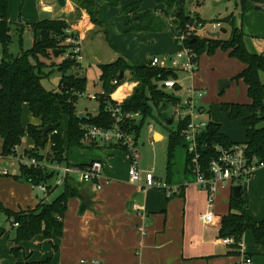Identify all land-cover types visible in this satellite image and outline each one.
Here are the masks:
<instances>
[{
    "label": "trees",
    "instance_id": "1",
    "mask_svg": "<svg viewBox=\"0 0 264 264\" xmlns=\"http://www.w3.org/2000/svg\"><path fill=\"white\" fill-rule=\"evenodd\" d=\"M126 0H104L110 8L119 7ZM161 10L141 12L139 6L123 7L122 13L127 16L126 24L136 23L132 29L135 32L161 33L166 29V22L162 16L169 17L174 14L179 32H185L188 27L196 28L198 25L208 24L198 13L186 12L185 0L177 5V0H153ZM237 1V0H236ZM241 5L242 15L255 9L260 0H238ZM237 1V2H238ZM78 12L85 11L95 25H104L98 19L99 9L94 0H72ZM9 0H0V46L2 56L0 59V139L2 151L6 155L16 154V148L23 144L27 134L34 143V149L27 151V156L35 157L40 162L58 163L67 165L69 162V149H95L96 141H86L85 134L90 127H99L110 130L119 126L126 133L133 135L136 145L141 136V131L146 121L152 117L154 108L165 109L168 106L177 108L182 104V98L177 95L181 87L176 85L171 91L162 89L159 82L177 80L178 72L171 69L153 67L151 63L144 66H136L127 60L120 58L110 64L100 65V83L105 96H100L98 101L100 108L94 117L92 114H84L79 117L76 109L79 96L86 92L87 78L75 74V70L81 68V63L70 56L57 63L62 55H66L71 48L67 40L76 37L69 33L70 26L64 20L45 19L31 24L33 45L28 50H21V54L15 56L10 48L13 43V25L9 22ZM215 23H225L231 27V35L228 39H215L193 35L184 41V46L191 49L198 67L200 57L207 53L212 56L218 49L229 53V57L237 59L246 65L235 80H243L248 86V96L251 103L247 105L225 103L222 104L224 112L229 113L232 119H242L246 128V142L248 154L264 161V53H251L245 43L243 27L238 25L233 15ZM20 34L24 32L23 26H15ZM22 42V39H20ZM63 50L64 53L55 56V52ZM45 60H48L44 62ZM57 68L62 77L56 91H48L44 88L42 80L47 75L42 71L43 67ZM197 71V69H196ZM124 73L121 79V73ZM130 79L138 83L133 92L118 100L112 99V94ZM117 81L115 84L114 82ZM118 93H116L117 95ZM119 96V95H117ZM27 105L31 115L40 120L39 125H29L25 129L22 125L23 107ZM120 108L122 118L116 122L110 112V108ZM246 108L248 116H244L242 110ZM139 114L138 118H126V115ZM67 115L69 127L66 133L62 130V119ZM174 123L175 118L166 121ZM52 125L53 129L42 139L39 129ZM187 127L185 119L177 122L176 131L171 133L169 141V162L167 173L171 174L175 158L176 146L182 137V132ZM199 163L203 171H207L210 162L217 156L215 148L218 145L230 148L234 144L223 132L221 125L209 122L207 129L199 137ZM50 144L46 154L47 144ZM104 144V143H103ZM105 145V144H104ZM125 152L120 145L108 144ZM186 147V144L184 145ZM187 149V148H186ZM84 166V165H80ZM17 181H23L34 187L47 185L49 193L61 188V193L50 203L41 201L35 210L30 212L14 213L6 209L0 202V213L12 219V224H18L16 228L15 242L30 241L38 235L51 239L52 235L62 236L63 220L67 210L68 200L72 197H81V183L75 184L72 179H66L62 186L51 185L52 180H57V172H53L44 166L31 167L21 166ZM186 170L194 174L191 168V159L186 150ZM242 186V185H241ZM242 197L230 199L229 213L223 216L218 226L220 238H233L231 255L239 256L242 251L244 235L252 231L255 241L264 245V220L256 221L249 213L248 198H244L243 186ZM174 195V194H173ZM172 195V196H173ZM82 211L88 204L82 199ZM249 255V254H247ZM251 256V255H249Z\"/></svg>",
    "mask_w": 264,
    "mask_h": 264
},
{
    "label": "crops",
    "instance_id": "2",
    "mask_svg": "<svg viewBox=\"0 0 264 264\" xmlns=\"http://www.w3.org/2000/svg\"><path fill=\"white\" fill-rule=\"evenodd\" d=\"M95 2L99 4L98 9H102L106 15L105 8L108 6L104 0ZM263 4L264 2L260 0L259 9L255 8L248 12L249 16H254L257 11H263ZM18 7H20L19 10ZM17 10L22 16V20L18 24L13 23L16 22ZM171 16L169 19L166 18L170 24L174 23L175 19L173 13ZM200 16L203 19L201 14ZM226 16L228 15H223V17ZM122 17L126 28L119 25L117 30L112 33L109 28L106 29L107 24L95 25L85 11L78 12L72 0H9L8 19L12 25L25 26L24 30L32 33L31 24L45 19L64 20L70 26L69 32H77L80 36L82 55L85 43L89 42L91 46H99L100 43H103L104 34L107 35V33H110L112 42H114L112 48L117 50L110 63L120 59L121 51H123L127 57L124 56L132 61L133 65L144 66L147 64L145 62V53L147 52L144 50L147 47L143 44H147V42H149L148 47H161L160 50L170 52L168 58L178 50L177 36L172 37L175 40L173 45L172 40L171 42L164 41L165 37L161 34L136 33L132 30L136 27V23L128 25L126 24L127 16L122 15ZM219 25L220 28L228 30L225 37L221 36V38L227 39L230 36L231 27L225 23H219ZM127 28L130 31H125ZM175 28L177 34H180L176 24ZM254 34L255 46L260 48L259 53H264V29L260 28L254 31ZM218 53L219 51L215 55ZM221 55L227 59L225 64L233 71L219 73V81L216 82L213 91L210 87L213 85L212 80L204 82L203 76L196 75V73L191 75L192 78L195 77L196 83L201 87H209V92L202 101L205 112H208L206 106L212 102L211 98L223 94L227 101H221L222 104L247 105L251 103L248 86L242 79H233L246 69V65L229 57L228 53ZM215 57L210 58L203 54L200 57L198 68L205 59L210 65L216 60ZM92 58L97 60L99 65L110 64L100 61L99 55ZM83 61L88 62L86 54ZM150 61L151 59H148V63ZM80 67L79 70L84 71L82 63ZM80 76L85 77L84 73ZM189 80L191 81V79ZM221 80L229 82V86L219 93ZM179 82L180 92H184L183 79ZM129 87L130 85L127 83L122 85L117 92L112 94V98L116 100L118 97L116 93H120L119 99L129 96L132 93V89ZM244 92L248 98L243 100L242 93ZM239 96L241 99H238ZM32 119L34 125L40 124L39 119L33 116ZM201 119L212 122L210 115L206 113L201 116ZM149 134L152 139L151 145L165 140L164 134L151 125ZM0 145L2 146L1 139ZM32 149H34V143L30 139L24 150ZM94 160H101L104 163V172L98 182L101 187L97 188L95 183H81V193L84 192L90 200L89 203L86 202L88 207L81 212L82 196L72 197L68 200L62 236L53 234L51 239H46L43 235H38L30 241L17 243L15 242L16 232L12 236L0 227V264H238L243 254L251 255L255 264H264V245L256 243L252 231L249 230L245 233L239 256L231 255V246L219 236L218 223L223 216L229 213L232 197L230 187L218 189L213 205L214 222L204 224L202 216L209 211V195L196 184L195 175L187 172L186 166L184 178H175L173 169L171 174L166 172L164 176L155 174L157 179L168 183L173 189L174 195L169 196V192L159 188L143 190L144 180L140 184L131 182L130 160L118 148L98 143V147L92 150L69 149V165H87ZM117 161L128 164L126 173L117 170V166L114 165ZM139 167L143 172L149 171L142 169L141 163ZM3 179H0V184ZM23 185L11 183L7 189L0 188V202L6 209L13 208L14 213L30 212L35 210L41 201L50 203L54 199L53 193L56 190L49 194L42 191L44 195L42 197L37 195L36 199L32 191L35 187L28 183ZM24 190L25 199L22 197ZM7 192L12 200L7 197ZM61 192L60 188L57 194L60 195ZM243 192L244 198H248L249 201L251 217L256 221L264 220V167L245 181ZM134 205L137 206L136 210Z\"/></svg>",
    "mask_w": 264,
    "mask_h": 264
},
{
    "label": "rangeland",
    "instance_id": "3",
    "mask_svg": "<svg viewBox=\"0 0 264 264\" xmlns=\"http://www.w3.org/2000/svg\"><path fill=\"white\" fill-rule=\"evenodd\" d=\"M96 1V0H94ZM238 1V0H237ZM236 0H185V4H186V9H188L191 14L194 13H198L201 14L203 17V20H205L208 25L210 24H215V22L221 21L224 18L234 15L235 19H236V23H238V25L242 26L244 29V33H245V43L246 46L248 48V50L251 53H259L260 48L255 46V42H254V31L258 30V29H264V6L262 8L263 11H257L255 13L254 16H249V13H246L245 15H242V10H241V5L239 3V1L237 2ZM264 2V0H262ZM97 3V2H96ZM237 4V5H236ZM181 5V0H177V5L175 7V9ZM264 5V4H263ZM97 6H99V4L97 3ZM127 6H139V10L141 12H148V11H156V10H161L162 8L157 7V5L154 3L153 0H126L123 4H121L119 7L116 8H109L106 7L105 11H106V15L104 14V11L102 9H99V13H98V19L103 22V24H107L106 25V29L109 28V31H111L112 33H114L117 30V26L121 25L122 27L124 26V20H122V15H124L122 13V9L123 7H127ZM258 7V6H256ZM255 7V8H256ZM20 7H18L19 10ZM100 8V7H99ZM15 15V20L16 23L18 24L19 21L22 20V16L21 13L18 12ZM223 15H228L226 17H223ZM172 16L170 15L169 17H165L162 16L163 20L166 22V29L161 32V33H155V34H161L165 37L164 41H170L172 40L173 45L175 44V40L172 39V37L175 36H179V34H177L176 28H175V24L172 22V24H170L169 22H167L166 18H171ZM223 17V18H222ZM219 24V23H217ZM201 25V24H200ZM198 25L195 28L194 32H202V30L205 28L206 25ZM17 25H13V43L11 45L10 51L13 55L18 56L21 54V50H28L32 47V38H33V34L28 31V30H24V32L22 34H20V30L16 31V27ZM130 31L128 28L125 31ZM207 30H209L208 28L204 29V32H206ZM120 31H124V30H120ZM193 32V33H194ZM137 33V32H136ZM151 33V32H149ZM76 34V33H75ZM153 34V35H155ZM78 37L79 35L76 34ZM96 35V34H95ZM230 35H231V30H230ZM204 36V35H203ZM226 35H224L225 37ZM104 39L102 40L103 43H100L99 46H91L89 42L85 43L83 45L84 51H83V55L85 57H87V63L85 61L81 62L83 65V69L84 71H81L79 69L75 70V74H83L84 76L87 78V86H86V92L83 96H79V100L78 103L76 104V109L78 114H88V113H92V116H96L98 114V110L100 108V103L98 100L96 99H90L89 95L93 94V95H98L99 93H101V87H100V65L102 64H97V60H95L94 56L99 55V59L100 61L104 62V63H110L112 61V59H114V54L117 52L116 49L112 48V45H114V42H112L111 39V35L110 33L107 35L104 34ZM201 37V36H200ZM230 38V36L228 37ZM227 38V39H228ZM20 39H22V42L20 41ZM91 40V39H90ZM111 44V46H110ZM147 44H149V42H147ZM147 44H143L145 47L144 50H146L147 53H145V57H146V63H148V59L152 60L153 58L157 57L161 60H165V58H167V56L170 55V52H167L166 50H160L159 48L161 47H154V46H150L148 47ZM164 48V46H163ZM165 48H167L165 46ZM159 49V50H158ZM165 51V52H164ZM217 51H219V53L217 55H215L217 53ZM214 55L210 56L207 53H205L206 56H210V58L215 57L216 60H214L213 62H211L210 65H208V61H205L202 63V65L200 66V68L197 67V71L195 72L196 75L199 74V76H203L204 78V82H206L205 80H212L213 81V85L210 86L211 90L213 91L214 86L216 84L218 80V75L219 73H231L233 71V69L226 65V58H223V55L221 54H225L228 52L223 51L222 49H218ZM67 54H71V49H69L64 57V55H62L61 57H59L58 59H55V62L60 63L62 62L66 57ZM229 54V53H228ZM261 54V53H259ZM126 54L121 51V54L119 58H124L127 59L131 64H133L132 61H130L128 58H126L125 56ZM2 56V49L0 46V59ZM208 58V57H206ZM118 59V58H117ZM168 59V58H167ZM48 60H45L44 62H46ZM49 62V61H48ZM200 69V70H199ZM42 71L47 75L46 78H44L42 80V84L44 86V88H46L48 91H56L58 89L60 80H61V73L58 71L57 68H52V67H43ZM192 74L190 73H186V72H178V80L183 79V86H184V92H178L177 95L179 97H187L188 96V88L186 86H192L193 88H197V89H203V90H207L209 92V87H201V85H199L198 83H196L195 81V77L192 78L191 76ZM236 77V76H235ZM234 77V78H235ZM233 78V79H234ZM191 79V81L189 80ZM235 80V79H234ZM222 81H226V80H221ZM219 82V85H220ZM129 84L130 85V89H132V92L134 90V88L138 85L137 82L132 81L130 79H128L125 84ZM218 83V82H217ZM234 89H236L235 87H233ZM170 91V90H169ZM187 94V96H186ZM117 95L121 96L120 93H118ZM118 96V97H119ZM116 98V100H118L119 98ZM248 97H246L245 92L242 93V99H247ZM212 102H210L206 108L208 110V112H206L207 115H210L211 121L213 123H217L219 125H221L222 127V131L223 133L234 143H238V144H243L246 142V128L243 124L242 119H232L230 118L229 113H226L223 111L222 109V103L221 101H227L225 94L220 95L218 97H212ZM238 99H241L240 96ZM221 103V104H220ZM243 115L244 116H248V111L246 108H244L242 110ZM174 117V108L172 106H168L165 109L163 108H154L153 109V113H152V117H150L142 131H141V136L139 138L138 144H137V156H138V160H139V165L141 163V167L142 169H148L150 170L151 168L154 171V174L159 175V176H164L165 173L168 171L167 170V166H168V162H169V141H170V136L171 133L176 131L177 129V119L175 118V121L173 124H168V122L166 121L168 118L172 119ZM32 115L30 113V110L28 108L27 105H25L23 107V115H22V125L25 129H27V127L29 125H34L33 121H32ZM69 120L70 118L65 115L62 119V130L63 133H66L69 127ZM153 126L154 128H156V130L162 132L165 136V140H163L160 143H154L153 145H151L152 139H151V135L149 134V126ZM27 141L30 142V139L28 137V135H25V138L23 140V144L16 150V154H14L15 156L21 155L23 153H26L27 151L30 150H24L25 147H27ZM186 143L183 139H181L178 143V146H176V150H175V158H174V163H173V170H174V176L175 178H179L182 177L184 178V176L186 175L185 173V154H186V147L184 146ZM50 149V144H47V148L46 150L48 151H43V153H47L49 152ZM50 154V152H49ZM6 155V154H5ZM8 156V155H7ZM131 164V163H130ZM115 166H117V170L122 172V173H126L127 169H128V164L122 163L120 161H117L116 164H114ZM4 166L10 169L11 172V176L9 177H3L4 179L2 180V183L0 184V188H8L9 185L11 183L14 184H24L23 186H25V182L23 181H17L15 179V176L19 175V171H20V167L18 166V163L14 160V158H10L4 161ZM189 176L191 178H193L192 175L189 174ZM56 182V180H52L50 182L51 185H54V183ZM245 184V181H243L241 183V185L243 186ZM60 188L57 189L55 192L53 193V198H55L59 192ZM33 193H34V197L37 199V195H39L40 197H42L44 195V193L42 191H40L38 189V187L33 188ZM49 194V191L48 193ZM7 197L9 198L8 192H7ZM22 197L25 199V190L22 193ZM10 200H12L11 198H9ZM10 211H15L13 208H7ZM12 219H8L7 215H5L4 213H0V227L2 229H5L6 233H10L12 236L13 234L16 232V229L12 228Z\"/></svg>",
    "mask_w": 264,
    "mask_h": 264
},
{
    "label": "built area",
    "instance_id": "4",
    "mask_svg": "<svg viewBox=\"0 0 264 264\" xmlns=\"http://www.w3.org/2000/svg\"><path fill=\"white\" fill-rule=\"evenodd\" d=\"M201 26V25H200ZM202 27V26H201ZM204 28V27H202ZM208 28L206 32L204 29ZM202 32H194V27H188L186 31L180 32L178 36V50L175 54L171 55L168 59L161 60L157 57L153 58L150 63L153 67H160L165 69L175 70L177 72H186L193 74L196 72L197 64L194 60L195 56L191 49L184 46V41L193 35H199L201 37H208L209 32H218L221 28L220 25L206 24ZM194 32V33H193ZM71 34H77V32H69ZM204 35V36H203ZM80 36L71 37L67 40V44L71 46V54H67V57L76 58L79 62L84 60L82 55V48L80 43ZM115 84L117 81L114 82ZM176 85H180L179 80H166L159 82V86L162 89L173 90ZM188 96L182 99L181 106L174 108V118L177 122L185 119L187 121V127L182 132L183 140L186 143L187 152L191 159L192 172L195 175L196 184L206 191L209 195V211L202 216V222L204 224H212L214 222L213 205L215 202V196L219 188L241 185L243 181L251 178L260 168L264 167V161H259L257 158H253L248 154V147L246 144H234L230 148H224L218 145L215 150L218 153L215 158L210 162L207 171H203L199 163V137L207 129L209 122L201 119L206 112L202 106L203 98L207 95L208 91L203 89L188 88ZM105 91H101L98 95L90 94V99H96L100 96H105ZM83 96V95H82ZM113 99V98H112ZM110 112L115 118L116 122L120 121L122 115H120V108L117 106L111 107ZM126 118H138L139 114L126 115ZM85 140L96 141L104 144H115L125 148V155L130 160L129 176L130 181L136 184H140L142 180L145 181L143 190L147 189H163L169 192V196L173 195V189L168 183L156 178L154 171L149 170L143 172L139 167V160L137 156V145L133 135L126 133L119 126L115 125L113 129L105 130L99 127L88 128L85 134ZM18 148H16L17 150ZM10 158L18 163V166H26L28 168L44 166L50 171L57 172L58 177L56 180V186H62L66 179H72L78 183H95L97 188L101 186L98 184L101 176L104 172V163L101 160H94L84 166L73 165H60L58 163L40 162L37 158L27 156L25 153L15 155H5L0 145V179L3 177L11 176L10 169L4 166V161ZM38 189L43 192H48L47 185H40ZM137 209V206H133ZM12 224V222H11ZM13 227H17L18 224H12ZM226 244H233V238H227L224 240ZM238 264H255L252 257L243 254Z\"/></svg>",
    "mask_w": 264,
    "mask_h": 264
},
{
    "label": "water",
    "instance_id": "5",
    "mask_svg": "<svg viewBox=\"0 0 264 264\" xmlns=\"http://www.w3.org/2000/svg\"><path fill=\"white\" fill-rule=\"evenodd\" d=\"M256 9H259V8L256 7ZM187 11L188 10L186 9V12ZM227 32H228V30L226 28H221L218 32H209L207 35H208L209 38L220 39L221 36L222 35H226ZM62 53H64L63 50H58V51L55 52V56L57 57L59 54H62ZM123 76H124V73L122 72L120 78L122 79ZM227 86H229V82H227V81L220 82L219 93L223 92ZM79 117L83 118V117H85V115L84 114H79ZM262 119H264V116L262 117ZM169 123L171 124L172 121L170 120ZM52 129H53L52 125H49V126H46L44 128L39 129V132L41 133L43 140H46V137H47L48 133L50 131H52ZM241 190H242V186L241 185L234 186L232 188V196L235 199H240L242 197ZM81 196L86 202L89 203L90 200H89V198L87 197V195L84 192L81 193Z\"/></svg>",
    "mask_w": 264,
    "mask_h": 264
}]
</instances>
